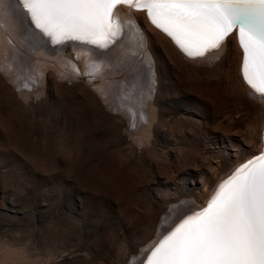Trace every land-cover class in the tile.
<instances>
[{"label":"rangeland","instance_id":"obj_1","mask_svg":"<svg viewBox=\"0 0 264 264\" xmlns=\"http://www.w3.org/2000/svg\"><path fill=\"white\" fill-rule=\"evenodd\" d=\"M122 8L140 30L136 48L121 38L131 78V66L155 67V120L136 126L122 103L137 86L109 97L108 73L90 74V51L77 46L62 50L73 73L53 61L0 66V264H134L179 208L203 206L261 150L264 101L242 82L235 35L188 60L142 11Z\"/></svg>","mask_w":264,"mask_h":264},{"label":"snow or ice","instance_id":"obj_2","mask_svg":"<svg viewBox=\"0 0 264 264\" xmlns=\"http://www.w3.org/2000/svg\"><path fill=\"white\" fill-rule=\"evenodd\" d=\"M117 5L145 11L189 57L220 49L239 28L243 77L264 95V0H16L12 7L53 45H100L114 35ZM147 264H264V154L240 165L207 207L163 236Z\"/></svg>","mask_w":264,"mask_h":264},{"label":"bare ground","instance_id":"obj_3","mask_svg":"<svg viewBox=\"0 0 264 264\" xmlns=\"http://www.w3.org/2000/svg\"><path fill=\"white\" fill-rule=\"evenodd\" d=\"M16 2V0H0V3H3L5 5V8L2 12H0V47L2 45L3 37L7 38L8 41H12L11 44L9 42L6 43L4 50V54L1 52V56L3 58L0 60V66L6 70V69H18L23 70L27 67V69H32V67L39 68V64L43 61H53L58 64H62L64 68H68L70 73H73L72 66L70 62L63 58L64 54L62 52L63 45L57 46V48H53L51 44H49L51 47H48L47 39L50 41V38L47 37L40 29L36 28L34 24H31L29 22V19L24 16V13L22 11H17L15 8L12 7V4ZM126 7V9H130V14L137 19V15L135 12H138L134 7L129 5H117L114 9V15L112 18V33L114 35L110 34L104 39L101 40L100 45H90V44H84L81 42L74 43L73 41H70L68 43H65V45L71 46H77L80 49L88 50V72L92 75H98L101 73V71H106L109 75L108 80V87L106 89V92L108 96L110 97V94H119L121 85L120 83H124L125 87H130L132 89V86H137V90L134 91V97L131 99L130 105L128 102L122 103L123 105H128L130 107L133 114H135V123L136 126H140L143 124V120L146 118V116L151 114V120H155L157 117L156 115V106H155V97L156 92L158 88V78L155 76V67H151L150 70L145 66L144 61L143 63L137 67L136 69L132 68L134 66H131V70L134 71L137 76L135 79L131 78V75L128 71V66L130 62L132 61L133 57L135 55H132L129 49H126L124 53H121L122 48H120L121 45V38H124L126 36V33L129 34V41L131 42L130 46H133L136 48V46L140 44L139 42V36H140V30L132 24V26H128V22L130 19L125 16L120 17L118 9L124 10L122 7ZM121 7V8H120ZM120 10V11H121ZM147 20V23L160 32L166 39L168 38L173 45L175 46V49H178V52L181 53L183 57H185L188 60H196L201 59L203 57H189L174 41L173 39L168 36L162 29L157 28L149 19L147 13L145 11H142ZM133 20V19H132ZM137 22H139L137 20ZM136 23V22H135ZM140 25V22H139ZM3 29V34H2ZM238 32L239 28H236L233 30V32L225 39V41H228V39L231 37V35H235V40L239 47V53H240V74L242 78V82L244 83V86L248 88V90L256 97L257 100H263L264 101V95H261L257 92H255L245 81L242 73V63H243V49L241 48V45L239 43L238 39ZM43 36L45 39H43ZM144 37L147 41V38L144 34ZM143 38V37H142ZM6 39V40H7ZM224 41V42H225ZM223 42V43H224ZM15 44V46H14ZM224 45V44H223ZM173 46V47H174ZM99 47V48H95ZM222 47V46H221ZM176 49V50H177ZM221 49V48H220ZM220 49L211 51L210 56H214ZM140 50V49H137ZM135 50V51H137ZM21 51H24L30 56H35L34 58H31L30 56L26 57V55L20 54ZM210 52L206 53L205 55L209 54ZM214 54V55H213ZM142 62V61H141ZM34 63V64H32ZM150 64V62L148 61ZM30 65V68H29ZM73 65V63H72ZM10 67V68H9ZM127 68V69H126ZM8 71V70H6ZM122 71L124 73V76L121 75ZM64 73V72H63ZM122 77L123 78L118 81L116 77ZM133 80V81H132ZM18 82V81H17ZM155 83H157L155 85ZM130 91V89H129ZM134 100V103H133ZM135 106V108L133 107ZM149 113V114H148ZM147 116V118H148ZM149 120V119H148ZM147 121V120H146ZM148 122V121H147ZM148 124V123H147ZM261 154H264V126L261 130V150L259 153L250 156L245 161L241 162L240 164L236 165L229 174L225 175L224 178H222L217 185L215 186L212 195L217 191L219 185L226 180L229 176H231L235 170L240 167V165L246 163L248 160L253 159L256 156H259ZM211 197H208L209 200ZM208 200V202H209ZM208 202L201 206H189L184 205L183 207L179 208L177 214L171 219V221L162 227V238L163 239L164 234L171 229V231L176 227L177 224H179L186 216L191 215L192 213L196 211H200L203 208L207 207ZM175 220V221H174ZM174 221V222H173ZM173 222V223H172ZM169 233V232H168ZM167 233V234H168ZM166 234V235H167ZM158 241V243L160 242ZM158 243H155L156 245L151 248V250H148V254H145L141 257V259H138L134 262V264H147V258L151 255V252L155 249L156 246H158ZM147 255V256H146ZM146 256V257H145ZM145 257V259H144Z\"/></svg>","mask_w":264,"mask_h":264}]
</instances>
